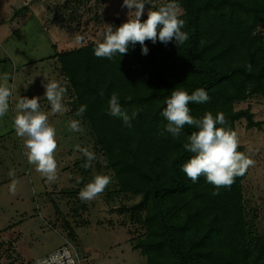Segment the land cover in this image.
Here are the masks:
<instances>
[{"label": "trees", "instance_id": "obj_1", "mask_svg": "<svg viewBox=\"0 0 264 264\" xmlns=\"http://www.w3.org/2000/svg\"><path fill=\"white\" fill-rule=\"evenodd\" d=\"M168 2L162 0L156 8ZM178 3L182 30L189 35L178 48L174 42L146 41L147 55L137 43L109 60L94 55L100 39L49 56L68 89L66 115L81 122L102 166L110 169L114 191L140 196L129 216L144 233L131 246L146 264H264V233L252 227L244 206L245 174L212 195L214 186L204 177L193 183L182 171L192 155L183 144L195 129L186 125L178 138L159 134L167 123L161 112L174 88L189 94L207 91L208 102L189 105L194 117L223 112L225 127L234 131L240 119L247 129L260 126L248 108L235 110L234 105L255 95L264 98V35L259 30L264 0ZM113 93L129 113L139 110L131 127L108 114ZM81 105L86 111L77 116ZM238 150L244 152V147ZM85 162H78L82 174L89 171Z\"/></svg>", "mask_w": 264, "mask_h": 264}, {"label": "rangeland", "instance_id": "obj_2", "mask_svg": "<svg viewBox=\"0 0 264 264\" xmlns=\"http://www.w3.org/2000/svg\"><path fill=\"white\" fill-rule=\"evenodd\" d=\"M95 1L0 0V79L7 73L16 84L9 112L0 118V264H30L62 245L77 258L75 264H146V258L131 246L144 233L129 216V208L140 196L114 191L112 181L97 199L79 198L80 190L95 175L111 176L110 169L102 166L103 159L85 131H71L66 112L52 114L49 102L43 98V76L64 82L49 56L81 46L75 42L76 35H83L84 43L97 41L106 24L119 27L127 21L128 9L121 7L123 0ZM161 3L151 0V5L146 4L141 20L147 17L149 8L156 10ZM259 30L264 35V25ZM24 96L42 97L41 110L57 130L59 167L55 182H48L27 162L23 142L15 134L14 109ZM66 99L63 102L68 110ZM246 108L260 126L247 129L244 119L235 122L244 152L255 161L241 182L242 194L249 211L247 220L253 219L252 227L262 234L264 98L255 95L234 105L235 110ZM77 146L89 148L96 155L84 174L78 162L86 158ZM10 170L15 171L18 181L14 195L9 191Z\"/></svg>", "mask_w": 264, "mask_h": 264}, {"label": "clouds", "instance_id": "obj_3", "mask_svg": "<svg viewBox=\"0 0 264 264\" xmlns=\"http://www.w3.org/2000/svg\"><path fill=\"white\" fill-rule=\"evenodd\" d=\"M151 5V0H123L122 8L128 9V19L119 27L106 24L101 35V41L96 44L94 55L97 58L111 60L117 54L123 56L129 52L130 47L137 43L141 45L142 54H148L146 41L155 44L157 41L167 45L174 42L176 47L185 44L189 35L182 29L185 21L181 18L182 9L178 0H169L168 3L153 10L147 11V19L141 20L145 13V5ZM85 37L76 35L75 42L83 45ZM251 71V65L247 66ZM42 86L45 89L44 97L51 106L52 114H63L67 111L64 97L67 94L65 82L56 79L49 80L43 76ZM11 80V82H10ZM46 81V82H45ZM16 89L15 78L5 73L0 79V118L5 117L10 109V99ZM103 95V92H101ZM42 97H20L15 105L13 126L15 134L23 142L24 155L27 162L48 182H55L58 178V150L57 130L49 122V115L41 110ZM129 100L131 97L128 98ZM210 99L204 88H198L189 94L183 88H174L166 99V107L161 116L166 120L163 131L159 134L170 133L174 138L182 135L183 128L187 125L195 129L183 144L186 152L191 153L190 159L183 164L182 171L196 183L201 177L214 186L212 195H219V189L230 188L235 178L243 176L246 171L255 165V161L245 152L239 151L241 141L236 131L225 127L227 120L223 112H205L202 117H194L189 105L191 103H206ZM86 105H81L76 115L82 116ZM108 114L120 119L124 126L131 127V122L139 115V110L134 109L129 113L122 107L119 95L113 93L108 102ZM220 125V126H218ZM73 132H82L79 120L69 122ZM86 162L83 167L89 168L96 159V155L89 148L77 146ZM12 178L9 191L16 193L18 181L15 171L8 173ZM112 183V177L106 174H97L79 192L82 201H92L101 196ZM72 253L67 249L58 251L46 258H37L35 264H75L71 258Z\"/></svg>", "mask_w": 264, "mask_h": 264}, {"label": "built area", "instance_id": "obj_4", "mask_svg": "<svg viewBox=\"0 0 264 264\" xmlns=\"http://www.w3.org/2000/svg\"><path fill=\"white\" fill-rule=\"evenodd\" d=\"M65 249V247H61V248H58V249H56L55 251H53V252H51L48 256H50V255H52L53 253H55V252H58V251H63ZM68 250V249H67ZM69 251V250H68ZM70 252V251H69ZM71 253V252H70ZM47 256V257H48ZM73 260H74V262H76V260H77V258L73 255V253H72V257H71ZM30 264H35V262H32V263H30ZM64 264H66V261L64 262Z\"/></svg>", "mask_w": 264, "mask_h": 264}, {"label": "crops", "instance_id": "obj_5", "mask_svg": "<svg viewBox=\"0 0 264 264\" xmlns=\"http://www.w3.org/2000/svg\"><path fill=\"white\" fill-rule=\"evenodd\" d=\"M34 192H35V191H34ZM36 192H37V191H36ZM39 193H40V192H39ZM23 215H25V214L23 213ZM10 227L12 228V227H13V224H11V226H10ZM10 227H9V228H10ZM6 229H7V228H6Z\"/></svg>", "mask_w": 264, "mask_h": 264}]
</instances>
